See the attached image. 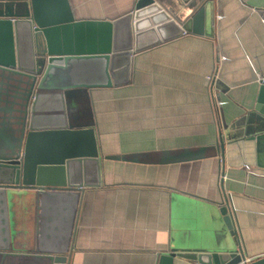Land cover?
Returning <instances> with one entry per match:
<instances>
[{
  "label": "crops",
  "instance_id": "1",
  "mask_svg": "<svg viewBox=\"0 0 264 264\" xmlns=\"http://www.w3.org/2000/svg\"><path fill=\"white\" fill-rule=\"evenodd\" d=\"M213 2L212 38L188 33L146 48L131 57L127 84L81 97L90 114L80 102L78 123L92 124L100 185L82 194L69 264H156L169 249L212 250L223 202L243 258H264V143L248 141L244 125L227 138L253 110L264 77V0ZM134 3L69 0L75 20L94 22L117 20ZM219 52L224 63L209 82ZM199 148L209 149L203 159L155 163L161 152Z\"/></svg>",
  "mask_w": 264,
  "mask_h": 264
},
{
  "label": "water",
  "instance_id": "2",
  "mask_svg": "<svg viewBox=\"0 0 264 264\" xmlns=\"http://www.w3.org/2000/svg\"><path fill=\"white\" fill-rule=\"evenodd\" d=\"M213 26V0H135L128 14L102 22L75 20L69 0H0V264L70 259L84 189L100 185L101 156L92 124L78 123L79 99L127 84L135 53L182 34L212 38ZM243 125L248 141L264 143V77L253 110L227 128L229 141ZM208 150L165 151L155 163L195 161ZM13 193L27 195L17 214ZM215 214L214 249H169L156 264H264L243 258L225 202Z\"/></svg>",
  "mask_w": 264,
  "mask_h": 264
},
{
  "label": "rangeland",
  "instance_id": "3",
  "mask_svg": "<svg viewBox=\"0 0 264 264\" xmlns=\"http://www.w3.org/2000/svg\"><path fill=\"white\" fill-rule=\"evenodd\" d=\"M79 100H80L81 103H83V107L85 108L84 113L86 114V116H89L90 110L88 108L87 101L85 100V98L84 99H79ZM26 196L27 195L23 194V193H13V194H11V196L9 198V205H10L11 211H13L12 209H16L19 206H22L25 203V201H26ZM15 199L17 201H21V203L14 206V201H16ZM13 213L17 214V212L15 210L13 211Z\"/></svg>",
  "mask_w": 264,
  "mask_h": 264
},
{
  "label": "built area",
  "instance_id": "4",
  "mask_svg": "<svg viewBox=\"0 0 264 264\" xmlns=\"http://www.w3.org/2000/svg\"><path fill=\"white\" fill-rule=\"evenodd\" d=\"M218 19V17H217ZM216 20V18H215ZM224 63V56L219 52L217 55H216V71L214 72L213 76L212 77H209L208 78V81L209 82H212V81H215L218 79L219 77V72H220V67L222 66V64ZM212 103H213V106L218 109L219 105H220V102L219 100L214 96L212 98ZM223 177V174H222V169H221V179ZM230 217V216H229ZM233 223V222H232ZM234 227V225H233ZM235 230V229H234ZM69 264V263H67Z\"/></svg>",
  "mask_w": 264,
  "mask_h": 264
}]
</instances>
